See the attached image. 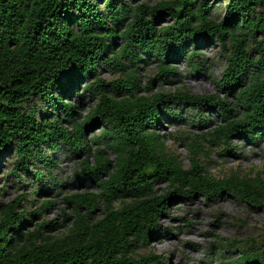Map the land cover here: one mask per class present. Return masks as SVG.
Returning <instances> with one entry per match:
<instances>
[{
    "label": "trees",
    "instance_id": "16d2710c",
    "mask_svg": "<svg viewBox=\"0 0 264 264\" xmlns=\"http://www.w3.org/2000/svg\"><path fill=\"white\" fill-rule=\"evenodd\" d=\"M216 45L224 70L212 81L220 93L138 95L142 63L156 62L167 76L185 62L206 75L202 51ZM104 67L124 80L99 77ZM83 98L95 106L81 119L71 101ZM183 109L225 151L234 139L264 137V0H0V168L12 158L10 175L37 182L38 196L62 189L50 176L54 154L75 153L95 189L63 198L71 209L64 231L53 221L27 227L29 214L17 211L23 197L0 204V264H170L153 251L137 253L160 240L169 205L227 196L264 207V172L234 169L215 178L198 150L183 166L159 132L165 122L187 121ZM212 109L214 123L205 115ZM162 183L168 186L159 193ZM220 244L218 264H264V249L228 258L239 243Z\"/></svg>",
    "mask_w": 264,
    "mask_h": 264
},
{
    "label": "rangeland",
    "instance_id": "374dc122",
    "mask_svg": "<svg viewBox=\"0 0 264 264\" xmlns=\"http://www.w3.org/2000/svg\"><path fill=\"white\" fill-rule=\"evenodd\" d=\"M149 1L152 4L156 2ZM214 6L217 16L222 17L225 4L221 2ZM164 23L167 24L169 21ZM219 49L220 47L216 45L202 51L201 60L208 69L206 75L193 74L185 62L172 64L176 74L167 76L159 74L156 62L142 63L135 75L138 79V95L149 97L157 93H176L184 90L194 95L210 96L220 93L212 81L213 76L219 77L224 70V65L220 63L224 62V59L219 54ZM98 75L109 83L124 80L118 73L105 67L98 70ZM227 102L232 101L229 99ZM71 105L77 108L75 112L80 113L83 119L94 108L95 102L83 98L71 101ZM183 110V116L187 121L170 124L165 122L164 128L159 132L165 136L167 146L180 157L186 169L190 167L192 150H198L201 153L199 158L203 168L215 178H222L234 169L247 172L248 169L256 168L264 172V137L255 144L246 139H234L229 143L228 151H225L226 148L208 143L203 136L206 129L194 127L190 122L194 113L187 109ZM206 111L208 110H205V115L209 116L210 121L214 123L219 120L217 110H209V113ZM97 128L101 129L100 123L87 132L89 137ZM104 157L107 160L113 159L109 152H105ZM83 158L75 153L54 154L53 159L56 163L50 176L57 180L62 189L49 186L47 193L38 196L33 194L39 189L35 185L37 182L28 178L24 179L23 183H18L13 175H10L15 169V163L10 158L11 160L0 168V204L4 206L23 197L17 211L25 210L26 214H29L30 222L27 227L33 228L42 221H53L59 231H64L63 214H70L71 209L66 206L63 198L84 191H95L90 180L82 176L79 164ZM88 162L94 163L91 157ZM17 173L21 174L20 171ZM167 186L164 183L160 184L159 193L166 190ZM43 201H51L53 204L41 211L39 207ZM33 213L35 215L31 216ZM161 226L164 230L158 233L160 240L152 243L150 247L140 246L138 254L153 251L168 259L170 264H218L216 254L225 250L220 242L239 243L238 248L231 255H227L228 258H236L242 250L264 249V207L251 208L227 196L215 201L192 199L179 205H169Z\"/></svg>",
    "mask_w": 264,
    "mask_h": 264
}]
</instances>
